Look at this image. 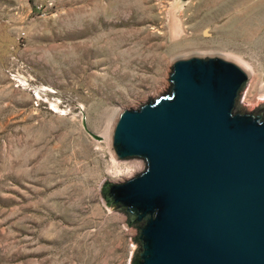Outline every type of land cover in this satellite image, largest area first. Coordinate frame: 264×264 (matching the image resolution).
<instances>
[{
	"label": "rangeland",
	"instance_id": "rangeland-1",
	"mask_svg": "<svg viewBox=\"0 0 264 264\" xmlns=\"http://www.w3.org/2000/svg\"><path fill=\"white\" fill-rule=\"evenodd\" d=\"M193 54L240 62L237 108L264 106V0H0V264H132L101 189L146 161L117 159L112 127Z\"/></svg>",
	"mask_w": 264,
	"mask_h": 264
},
{
	"label": "water",
	"instance_id": "water-1",
	"mask_svg": "<svg viewBox=\"0 0 264 264\" xmlns=\"http://www.w3.org/2000/svg\"><path fill=\"white\" fill-rule=\"evenodd\" d=\"M250 78L225 56L178 57L168 92L117 114L115 157L146 161L101 189L138 230L132 264H264V106L237 108Z\"/></svg>",
	"mask_w": 264,
	"mask_h": 264
},
{
	"label": "bare ground",
	"instance_id": "bare-ground-1",
	"mask_svg": "<svg viewBox=\"0 0 264 264\" xmlns=\"http://www.w3.org/2000/svg\"><path fill=\"white\" fill-rule=\"evenodd\" d=\"M214 55H220V54H214ZM221 56H223V55H221ZM240 63V62H239ZM250 71V70H249ZM107 134V133H106ZM104 139H106V140H108L109 139V136L108 135H106L105 137H104Z\"/></svg>",
	"mask_w": 264,
	"mask_h": 264
}]
</instances>
